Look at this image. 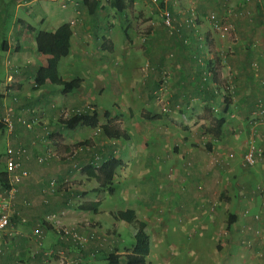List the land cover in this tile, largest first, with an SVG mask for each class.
Returning a JSON list of instances; mask_svg holds the SVG:
<instances>
[{
	"label": "crops",
	"instance_id": "1",
	"mask_svg": "<svg viewBox=\"0 0 264 264\" xmlns=\"http://www.w3.org/2000/svg\"><path fill=\"white\" fill-rule=\"evenodd\" d=\"M138 1L129 0L128 5H133L134 9ZM165 1H168L167 8L172 9L174 2ZM215 1L201 3L213 6ZM228 3L229 7L223 12L230 10L229 14H224L233 24L238 40L235 43L228 40V46L186 48L176 45L177 41L168 35L185 33L191 25H186L185 17L177 13L172 32L166 30L160 18L153 21L150 14L144 15L142 18L147 19L145 23L149 22L150 26L146 38L140 39L135 34L138 32L135 25L133 28L130 25L138 19V14L127 13V9L116 13L109 8L108 0H102L101 9L94 15L87 14L81 0H0V7L9 4L14 9L12 26L5 34H0V66L4 74L0 96L6 98L4 105L11 108L13 122L8 136L14 143L12 147L22 146L27 151L19 169L27 174L16 183L14 195L15 208L26 222L14 220L0 236V264H60L56 258L60 251L66 256H74L77 264H91L96 259L93 249L100 241H103L101 250H104L99 253L105 256L112 253L118 258V264H124L125 254L129 252L119 250L117 230L128 225L113 216L126 210H132L137 221L145 224L149 246L153 240L157 247V241L165 236V221L180 218L184 230L186 225L196 223L199 233L208 227L213 228L208 236L213 239L216 235V245L223 247L219 257L213 255L214 262L216 258L221 262L227 259L237 262L240 258L242 264H251L252 257L242 250L250 247L249 240L253 234L248 223H254L252 215L261 208L264 229V163L245 168L241 162L251 139L264 150V142L250 136L248 130L255 101L264 98V0H228ZM215 6L220 8L221 5ZM56 8L60 14L55 12ZM203 8L198 6L201 11ZM66 23L70 25L72 35L69 54L63 59L82 61L87 67L85 69L90 70V61L98 67L102 60L96 61L97 50L111 46L110 37L101 35L106 25L110 28L104 31L105 35L113 34L117 25L125 32L130 28L134 38L145 44L125 49L129 53L127 57L142 55L148 61V67L144 69L135 65L133 74L123 79V84L118 83L119 92L122 97L124 95V109L98 112V127L108 121L127 135L125 141L109 140L101 135L100 143H92L94 151L102 149L103 157L113 155L120 161L112 180V194L98 190V184L88 172L92 151H86V148L92 141H87L91 136L90 133L87 136V132L92 129L77 126L72 129L75 133L67 136L57 109H49L55 104L51 99L70 93L63 94L59 86L48 81L38 87L34 83L37 70L46 66L47 56L37 52L34 33L28 31V26L52 33ZM191 26L198 31L197 23ZM197 34L200 43L207 38L205 35L201 39L199 31ZM148 41L154 45H149ZM126 42L130 44L132 40L127 39ZM168 57L173 60H168ZM69 77L67 72L60 78L70 81ZM5 85H8L7 92L4 91ZM229 85L233 87L232 94L225 90ZM120 87L124 93L130 90L131 95L121 92ZM93 92L101 95L102 89L82 80L80 90L71 92L74 95L69 104L74 109L88 105L98 111L92 102ZM57 93L60 95L54 96ZM137 103L141 104L140 108H133ZM41 106L46 107L35 114ZM201 108L223 118L220 133L213 135L206 146L198 144V141L189 142L185 135V118L200 114ZM105 112L109 114L108 119L104 117ZM3 114L4 111L0 117ZM26 123H31V127ZM2 126L6 128L5 124ZM45 127L48 128V136H45L46 132L44 134ZM189 136L193 137L192 134ZM242 136H245V141L239 144L238 152L233 151L229 141H225L226 137L238 141ZM74 143L80 150L72 160H68L64 158V151L67 152L68 146ZM49 151L58 157L52 156L40 162L38 158ZM231 152L235 156L229 165L218 166L212 162L213 157L225 161ZM50 181L56 183L53 191L49 187ZM3 192L0 186V199ZM115 192L121 199V206H105L106 197ZM250 197L255 199L254 202L249 201ZM259 198L262 207L258 204ZM85 203H95V211L77 210ZM224 212L228 219L230 215L235 217L229 228L228 223L225 227L219 226V218ZM53 214L59 217L61 224L77 227L88 236L83 249L77 250L71 241L56 239L51 223H48L49 216ZM132 231L134 234L135 229ZM223 231L225 235H220ZM109 242L116 245L114 251L105 246ZM261 249L264 252V239ZM261 259L264 261L263 254Z\"/></svg>",
	"mask_w": 264,
	"mask_h": 264
},
{
	"label": "rangeland",
	"instance_id": "2",
	"mask_svg": "<svg viewBox=\"0 0 264 264\" xmlns=\"http://www.w3.org/2000/svg\"><path fill=\"white\" fill-rule=\"evenodd\" d=\"M174 2V5L171 11V17H172V25L175 24V13L181 15L182 17H185V24L188 23L191 25H194L197 23L199 36L201 39H204L201 36H207L205 37V40L203 42H198L197 40V33L198 31L194 26L189 25V28L187 31L184 32H174V34L170 35L177 43L176 45L183 46L186 48L191 47H197V46H204V47H221V46H228L230 42L235 43L231 37L234 35L237 37L235 33V29L233 24L231 23L230 19L226 12H223L225 8L229 7L228 0H216L214 5H221L220 8L214 7L211 5H208L207 3H201V1L206 0H170ZM164 10L168 9V1L166 2L164 0ZM127 3L129 4V0H127ZM221 3V4H220ZM127 13L131 14H138V19L135 20V22H130L131 28L135 25L136 32L135 34L139 36L140 39H145L147 36V29L150 26L149 22L145 23V18H142L146 14H150L153 18L152 20L155 21V19L162 21L161 15H160V7L157 3H153L151 0H139L138 5L136 4V7L132 9V6L127 5ZM198 6L204 7L201 11V9H198ZM224 6V8H223ZM169 10V9H168ZM14 9L9 7V4L5 6L0 7V34L3 35L6 33V31L12 26L13 23V14ZM57 14H60V11H58V8H56L55 11ZM106 13V12H104ZM112 13V12H111ZM225 13V14H224ZM214 14L215 18L211 19L210 15ZM156 17V18H155ZM63 18V17H62ZM64 19V18H63ZM143 19V20H142ZM125 23H123L124 25ZM108 25L104 26L103 32L101 35H103L105 38L110 37L111 39V46L106 49H98L97 50V58L96 61L102 60L101 64H97L98 67H95L93 64V61H90L88 63V68L85 66V64L82 61L77 62H71L70 58H62L57 66L58 75L64 76L67 72L70 74V80L74 78H81L84 80L85 84H93L97 85V88L102 89L101 95L98 94V92H93L92 94V102L95 104L98 108V112L102 113L101 110H109L112 112H116L118 110L124 109V101L123 97L121 96V93L118 89V83L123 84V79H126L129 77L130 74H133V67L135 65H139L140 67H143L146 69L148 67V61L144 59L142 55H135L128 56L126 53L129 46H144V42L140 41L139 39L134 38V32L132 33V30L129 28L127 32L123 31L119 26H115L113 30V34L111 35H105V30L107 28H110ZM176 26V25H174ZM219 27H226L228 28V33H222V30H219ZM166 29V28H165ZM168 31V29H166ZM168 33V32H167ZM230 33H232V36H230ZM127 39L132 40V43H127ZM181 39V41H179ZM230 42H229V41ZM149 45H154V43L148 41ZM91 48V45L88 46V49ZM174 56V55H173ZM137 58V61L135 60ZM168 60H173L172 58L168 57ZM90 64H93L91 66ZM85 69V71H84ZM166 75H168L166 73ZM4 81V74L3 69L0 66V88L2 87ZM121 81V82H119ZM6 86V85H5ZM58 87H54L53 89H57ZM121 92H123V88L120 87ZM1 90V89H0ZM124 93V92H123ZM126 95H131V91L127 90ZM124 93V94H125ZM60 95L59 93L55 94L54 96ZM73 93H70L66 96H61L59 99H51L55 104L52 107L41 106L36 109L35 114H39L42 112V110L46 108H49L51 111H55L57 109V113L59 114L58 118L63 117L61 115L62 112L71 113L73 108L69 104L70 99L73 97ZM135 96H137L135 94ZM48 99V101H51ZM6 102V98H2L0 96V105H4ZM123 102V103H122ZM129 104H133L129 102ZM138 104V103H137ZM223 104V103H222ZM141 104L139 103L137 106L133 105V108L139 109ZM119 107V109H117ZM198 108V107H197ZM219 108V107H218ZM222 108V107H220ZM200 114L195 115L191 118H185V135L188 136L189 142H195L198 141V144H202V146H206L209 140H212V136L214 134L213 129L216 128V121L219 119V117L214 116V113H209L208 111L202 110V108L199 110ZM210 111H212L210 109ZM198 112V110H197ZM3 113V107L0 109V115ZM57 114V115H58ZM37 117V116H36ZM11 124L13 120L11 119V115L9 116ZM63 119V118H61ZM237 123H239V120L236 118H233ZM4 124L3 122H1ZM55 125V120L53 121ZM27 126L31 123H26ZM6 125V124H5ZM81 127V126H80ZM192 128V130L189 131V128ZM46 128V127H45ZM44 128V134L45 136L49 135L48 128ZM83 131L85 128H82ZM9 129L7 126L6 128L0 129V172L4 171V164H3V156L5 154V151L8 146L14 145L13 141H10V138L8 136ZM93 130V129H92ZM89 130L87 132V136L90 133L89 139L87 141H92L90 146H92V143L97 145L102 141V137L100 132H97V134H94V131ZM79 131L78 129L76 130ZM87 131V130H86ZM64 133L68 136L69 134L73 135L75 133V130H69L64 129ZM192 134L193 137H190L189 135ZM85 136V135H84ZM201 136V137H200ZM230 136V135H229ZM92 137V138H91ZM86 138V136H85ZM84 139V138H83ZM245 141V136L240 137L238 141H235V139L230 140V137H226L225 141H229V146L233 149V151L238 152L239 144L242 143V141ZM11 144V145H10ZM195 145V144H194ZM88 146V145H86ZM78 144H71L68 146V151H64V158L68 157L70 151H73L74 148H77ZM196 147V145H195ZM197 148V147H196ZM196 150V149H195ZM50 152V151H49ZM52 156H57L58 154H54L50 152ZM214 158V157H213ZM67 159V158H66ZM72 160V159H70ZM107 200L105 202V206L109 207H116L121 206V199L118 198L117 192H115L114 195H110L106 197ZM254 198L250 197L249 201L254 202ZM262 200L259 198L258 204H260V207H262ZM262 209V208H261ZM261 209L259 211H256V213H253L252 220L253 222L248 223V225L251 226L252 230V238L249 240L250 247H247L250 252L242 251L245 253H248L252 258H250L251 264H264V261L261 259V254L264 255L263 250L261 249V243L264 239V229L261 225L263 213L261 212ZM256 210V208H255ZM227 215L225 212L222 215V218H219V221L221 224L219 226L225 227L227 223ZM180 218L174 219L172 222H164L163 223V229L166 228L167 232L165 233V236H161L159 242V245L155 247L153 240L150 241V253L149 256L146 258L147 264H242L240 261V258H238L237 262H230L229 259L227 261L221 262L219 258L215 259L214 257H219L221 253L222 246H217V236L214 235L213 239L209 237L208 235L212 232V227H208L209 229L203 230L201 233L197 231V223L192 224L191 226L186 225L184 230V223L181 222ZM180 222V223H179ZM128 225V224H127ZM218 226V227H219ZM108 227V225H106ZM240 228V227H239ZM133 226L128 225L126 227H122L121 229H118L117 232L119 234L120 239V248L119 250H123L124 252H130L131 246L134 244V237H133ZM50 233H52L50 231ZM109 234V233H108ZM225 235L224 231L220 233V235ZM56 235V234H55ZM84 235V234H83ZM86 236V235H84ZM110 236V235H107ZM227 236V235H226ZM57 237V235H56ZM88 237V236H87ZM230 237V236H227ZM58 240V237L56 238ZM214 241L213 244H210L211 241ZM226 240L223 239V241ZM103 241H100L101 246L96 250L93 255L96 256V259L91 264H107L105 261V254L99 253L102 248H104V245L102 244ZM88 243V242H87ZM86 243V244H87ZM200 243L201 245H198ZM85 244V245H86ZM98 244V243H97ZM96 244V245H97ZM196 244V245H195ZM84 245V246H85ZM103 245V246H102ZM191 245V247H189ZM258 245L257 247H254ZM82 247V249L84 248ZM105 246L108 249H111V251H114L115 244L109 242V244H105ZM227 248V247H226ZM254 248V249H253ZM257 248V249H256ZM104 250V249H103ZM101 250V251H103ZM107 250V249H105ZM254 250V251H251ZM110 251V252H111ZM61 252V251H60ZM64 254V252H62ZM51 253H48L50 255ZM126 255V254H125ZM214 255V257H213ZM239 256V254H237ZM70 259H74V256H66ZM84 261L85 258H84Z\"/></svg>",
	"mask_w": 264,
	"mask_h": 264
},
{
	"label": "trees",
	"instance_id": "3",
	"mask_svg": "<svg viewBox=\"0 0 264 264\" xmlns=\"http://www.w3.org/2000/svg\"><path fill=\"white\" fill-rule=\"evenodd\" d=\"M83 5L86 7L87 14L94 15L97 10L101 9L102 0H81ZM156 3L160 7V13L163 11L164 0H156ZM128 3L125 0H108V6L114 12L120 13L127 9ZM28 31L34 33V42L36 50L39 54L47 56V62L45 67H41L37 70L34 83L35 85L42 86L46 81L55 84L61 88L63 94L76 92L80 90L82 80L80 78H74L70 81H63L58 75L57 66L61 58L69 54L70 49V37L72 31L68 23L59 26L55 32H45L42 30H35L34 28L28 26ZM91 106H86L81 108L79 113H74L71 116L61 119V124L64 128L72 130L77 126H85L95 130L98 127V116L99 113L94 109L88 110L87 108ZM74 109V108H73ZM104 117L108 119V112L104 113ZM216 129H213L215 135L220 133V129L223 125V118H219L216 121ZM2 123L0 122V129H2ZM100 129V134L109 140H127V135L125 132L120 131L118 128L111 126L107 121L106 124L98 127ZM99 155V167L97 170L91 164L87 167L90 176L94 178L98 184L97 189L100 191H106L109 194L113 193V176L116 168L120 165L113 155L103 157V152L101 148L92 151V155ZM0 186L2 189H9L8 177L4 171L0 172ZM95 203H85L77 207L80 211H95ZM113 218L115 220H121L128 225L133 226L135 229L134 245L131 251L124 257V264H147L146 258L149 254V240L145 232V224L141 221H137L135 214L132 210L119 211ZM235 222V217L231 216L228 219L227 228H229ZM78 230V229H77ZM79 231V230H78ZM79 234L82 233L79 231ZM77 250H81V246L71 242ZM94 252V249H93ZM77 259V258H75ZM105 261L107 264H118V258L112 253L105 256ZM79 263V262H78ZM82 264V263H81Z\"/></svg>",
	"mask_w": 264,
	"mask_h": 264
},
{
	"label": "built area",
	"instance_id": "4",
	"mask_svg": "<svg viewBox=\"0 0 264 264\" xmlns=\"http://www.w3.org/2000/svg\"><path fill=\"white\" fill-rule=\"evenodd\" d=\"M153 3H156V0H151ZM227 14L230 13L229 9H226L225 11ZM163 25L170 29V32L173 31V25H172V17L170 10L166 9L161 11L160 13ZM211 19L215 18V15H210ZM219 30H222V33H228V28L226 27H219ZM230 36H232V33H230ZM234 41L237 40V37L234 35L231 37ZM10 79H8V82ZM8 85L4 87V91L7 92ZM225 90L229 91L231 94L233 93V87L231 85L226 86ZM3 107L4 114L2 117H0V122H3L6 124V126L11 129L12 124L10 121V111L11 108L7 105H0V109ZM88 110H92L91 107L87 108ZM80 109H73L71 113L62 112L61 115L64 118H67L71 116L74 113H79ZM248 130L250 136H253V138L256 136L260 139V141L264 142V98H258L255 101L254 109L250 114L249 120H248ZM100 129L97 127L94 131V134H97ZM89 148H86V151H94V145L88 146ZM80 148H74L73 151H70L68 157H66L68 160L73 159L79 152ZM26 149L22 146L18 147H12L8 146L5 154L3 156V164H4V170L8 177V184L10 186L9 189H5L3 192V196L0 199V236L7 231L9 227H11L12 222L18 221L20 223H25L26 219L20 215V213L16 210L15 204H14V195H15V185L20 181V179L24 176H26L27 172L24 170L19 171L21 166L22 158L26 156ZM234 153L231 152L227 155L226 160L222 161L218 158H212V162L214 164H217L218 166H227L229 163L234 159ZM52 157L50 152H45L44 156H40L38 160L40 162L46 160L47 158ZM99 155L94 154L92 155V160L88 163L91 164L95 170L98 169L100 163H99ZM257 163H264V150L261 147H257L254 143V139H251L249 142L247 149L245 153L242 156V162L241 165L245 168L247 167H253ZM19 171V172H18ZM49 187L51 191H53L56 188L55 181L49 182ZM215 206L211 207V210L214 209ZM48 223H51V227L53 228L55 234L58 237V240L61 242H73L81 246V248L88 242L89 238L87 236H84L83 234H79V231L77 230V227H69L66 225L61 224L59 217L55 214L50 215L48 218ZM39 236H37V241L40 243V240L38 239ZM38 243V244H39ZM101 246V243L99 242L97 245H95L94 253L96 250ZM56 258L60 261V264H73L76 263V260H72L66 255H64L62 252H59L56 254Z\"/></svg>",
	"mask_w": 264,
	"mask_h": 264
}]
</instances>
